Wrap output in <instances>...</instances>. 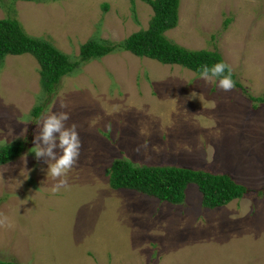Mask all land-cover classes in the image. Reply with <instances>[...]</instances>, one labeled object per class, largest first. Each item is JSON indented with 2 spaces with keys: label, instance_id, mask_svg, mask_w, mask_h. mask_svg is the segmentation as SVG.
<instances>
[{
  "label": "rangeland",
  "instance_id": "obj_1",
  "mask_svg": "<svg viewBox=\"0 0 264 264\" xmlns=\"http://www.w3.org/2000/svg\"><path fill=\"white\" fill-rule=\"evenodd\" d=\"M152 16L142 0H0V19L18 20L72 60L88 40L119 43L147 29ZM166 34L189 50L221 53L240 86L225 92L217 79L117 51L85 61L48 95L35 57L0 63V147L27 143L0 165V213L13 225L0 227V260L264 264V0H181L179 25ZM61 110L69 127L78 126L82 147L68 187L53 193L56 181L31 148L40 117ZM118 159L228 174L249 192L207 209L190 184L184 204L173 205L113 189L107 171Z\"/></svg>",
  "mask_w": 264,
  "mask_h": 264
},
{
  "label": "trees",
  "instance_id": "obj_2",
  "mask_svg": "<svg viewBox=\"0 0 264 264\" xmlns=\"http://www.w3.org/2000/svg\"><path fill=\"white\" fill-rule=\"evenodd\" d=\"M23 1L40 3L53 0ZM142 1L150 4L154 12L147 29L135 32L119 43L95 38L88 40L80 47L78 60H72L49 41L29 35L18 20L0 19V63L9 55H32L40 66L42 89L51 95L55 93L61 79L74 73L85 61L99 60L117 51L131 52L138 57H147L164 65H178L199 75L203 65L211 68L218 62H225L217 51L189 50L168 38L166 32L179 25L181 0ZM232 78L235 86H240L234 74ZM42 110L41 106L36 107L34 114L39 116ZM26 148L27 143L23 139L0 147V165L18 159ZM107 175L110 186L115 190H134L173 205L184 204L185 190L190 184L198 187L203 195L202 207L207 209H219L245 198L249 192L248 187L237 183L228 174H212L204 169L173 166H141L128 159L116 160ZM263 193L262 189L258 195ZM0 264L18 263L0 260Z\"/></svg>",
  "mask_w": 264,
  "mask_h": 264
},
{
  "label": "clouds",
  "instance_id": "obj_3",
  "mask_svg": "<svg viewBox=\"0 0 264 264\" xmlns=\"http://www.w3.org/2000/svg\"><path fill=\"white\" fill-rule=\"evenodd\" d=\"M65 54L68 55L66 52ZM232 77V67L223 61L216 63L211 68L203 65L200 70V78L205 82L219 78L218 87L225 92L235 88V81ZM192 95L197 96V93L193 92ZM59 107L65 109L67 104L61 102ZM69 119V113L63 110L51 111L41 116L40 127L33 141L34 147L31 149L37 161L43 160L48 165L47 177L50 176L56 181L51 187L53 193L68 187V173L77 164L82 147L77 131L78 126L76 124H72L70 127L66 126ZM26 132L27 128L23 130L21 135ZM12 226L9 217L0 213V227L11 228Z\"/></svg>",
  "mask_w": 264,
  "mask_h": 264
},
{
  "label": "crops",
  "instance_id": "obj_4",
  "mask_svg": "<svg viewBox=\"0 0 264 264\" xmlns=\"http://www.w3.org/2000/svg\"><path fill=\"white\" fill-rule=\"evenodd\" d=\"M39 124H40V122H39ZM66 126H68V124H66ZM16 141V140H15ZM14 142V141H13ZM12 143V142H11Z\"/></svg>",
  "mask_w": 264,
  "mask_h": 264
}]
</instances>
